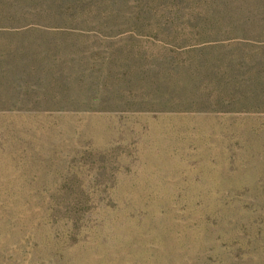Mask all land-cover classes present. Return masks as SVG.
Here are the masks:
<instances>
[{"label":"rangeland","instance_id":"obj_1","mask_svg":"<svg viewBox=\"0 0 264 264\" xmlns=\"http://www.w3.org/2000/svg\"><path fill=\"white\" fill-rule=\"evenodd\" d=\"M0 264H264V0H0Z\"/></svg>","mask_w":264,"mask_h":264},{"label":"trees","instance_id":"obj_2","mask_svg":"<svg viewBox=\"0 0 264 264\" xmlns=\"http://www.w3.org/2000/svg\"><path fill=\"white\" fill-rule=\"evenodd\" d=\"M243 2V1H242ZM229 7H231L230 5H225V6H221V7H218V9H230ZM238 7V10H241L243 9L242 6H237ZM247 8V7H246Z\"/></svg>","mask_w":264,"mask_h":264},{"label":"crops","instance_id":"obj_3","mask_svg":"<svg viewBox=\"0 0 264 264\" xmlns=\"http://www.w3.org/2000/svg\"><path fill=\"white\" fill-rule=\"evenodd\" d=\"M3 35H9L8 33H5V34H3ZM14 35H22V34H11V35H9V36H14Z\"/></svg>","mask_w":264,"mask_h":264}]
</instances>
